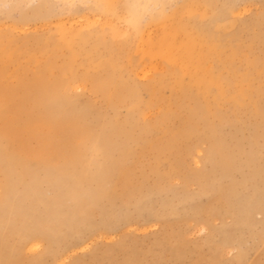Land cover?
Listing matches in <instances>:
<instances>
[{
	"label": "rangeland",
	"instance_id": "1",
	"mask_svg": "<svg viewBox=\"0 0 264 264\" xmlns=\"http://www.w3.org/2000/svg\"><path fill=\"white\" fill-rule=\"evenodd\" d=\"M127 1L135 10L133 15L127 11V6H129L125 5ZM90 2L91 0H0V34L14 38L29 51H36L38 46L53 37L59 40H76L75 32L78 30L88 31V29L91 31L101 30L104 40L112 38L120 45L121 42H124L123 40H131L139 27H148L146 36H156L155 34L159 31L152 24V19L156 15H162L172 9L179 0H114L112 7L107 11L90 9ZM216 2L221 4L220 6L230 8H225V11L229 12L233 8L231 17H234L236 11H239L238 18L234 17L238 26L241 27L245 21L253 24L251 30L240 31L237 27L239 32L232 40H240L248 44L253 36H264L261 34L264 32V0H216ZM34 10H36L35 15ZM207 13L210 14L209 9ZM258 19L261 20L260 23H256ZM231 23L230 20L224 22L225 31L235 29L234 24ZM222 40L225 41L227 38L223 36ZM257 46L259 45L256 44L254 49ZM88 47V45L85 46L86 49ZM130 48L131 46H127L123 47L121 51H117L114 60L118 65L124 63L125 55ZM259 48L263 47L259 46ZM259 48L254 53L258 55V60H263L264 50ZM66 52V48H63L46 75V80L49 82L59 83L58 88L54 91L57 96L55 103L51 104L53 102H50L49 104L48 98L53 92L45 88L42 83L37 84L39 88L37 85L34 86L35 91L33 88L24 89L26 91L21 90L20 95L24 98L25 103L23 102L19 108L14 110H17L16 115L14 111L11 112L9 120L0 126L2 130L0 131V164L2 163L0 170L3 169L0 171V178L4 177L0 179V187H3L0 188V191L2 190L1 192L4 193H0L2 200H0V204H3L0 205V225H2L0 226V244L1 241L3 242L0 245V255L2 254L0 264H8V262L20 264L21 258L22 264L28 263L30 259L29 263L31 264H264V133L258 131L256 133L259 134L253 135L258 118H254L247 112V108L251 107V113H255L253 102H242L235 109H231L234 106L227 103L230 107L225 105L222 108L223 120L221 122L218 119L215 120L219 130L218 137L215 139L209 133L210 128L197 120L198 115L192 116L195 102L184 98V96L183 101L191 106L188 111L178 109L180 116L166 118L160 116V112L170 111L167 106L176 108L183 105L177 96V98L171 96L169 89L164 87L162 100L158 107L147 111L143 121L139 120V122L131 124V120L136 115L128 112L129 107L135 101H139L140 106L143 101L149 100L150 92L143 86L133 85L136 90L135 97L129 90L124 89L118 93L117 98L110 99L104 88L83 82L82 77L77 78L76 81L70 79L69 82L63 83L59 77L66 73L65 67L61 66L62 58L65 57ZM101 53L102 45L95 49L92 56L96 57ZM82 56L80 54L77 57L78 74H81L83 70L80 65ZM241 63L238 61L239 68H241ZM213 66H216V63H213ZM185 71V63L180 58L174 60L173 64L166 62L163 68V73L167 74L164 75L166 79L167 77H176L179 72H184V78L187 80L189 75ZM130 74L132 83L134 79L137 82L145 80L140 73L135 74L132 71ZM31 77L32 71H25L27 83H30L28 79ZM56 78L59 79L55 80ZM157 91L158 87L154 92V97ZM7 96H9L8 93ZM35 98L39 99L33 100ZM40 99L41 101H39ZM169 99L172 103L168 102ZM34 102L36 103L33 104ZM260 102L264 103V96L260 98ZM56 103L58 105H55ZM38 107L41 110H38ZM53 108L54 110L56 108L57 111H52ZM228 108L230 111L227 110ZM136 110L138 109L134 111ZM51 111L52 114H50ZM43 116H47L46 119ZM72 117L73 119L77 118L73 120ZM78 118L85 122H81ZM156 120L161 123L158 130L149 126ZM24 129L27 130L24 131ZM88 131L90 133H87ZM136 136L143 139L136 142L133 140ZM14 138H17L15 139L17 144H14L13 148L10 141ZM80 138L85 140L81 142ZM53 141L57 142L56 146ZM99 141L111 142V155H103L95 149L94 143ZM121 142L124 143L123 149H113L114 146L122 145ZM80 143L82 144L80 145ZM128 143L134 146L131 160L125 154ZM17 146L19 149H16ZM64 148L67 151H63ZM211 149L212 151H210ZM55 150L57 151L55 152ZM71 152L69 158L68 153ZM29 154L30 156H28ZM62 155L63 157L67 156L63 158ZM11 159L13 163L10 161ZM16 163L20 166L19 168ZM91 164L100 168L101 171L106 169L112 172L114 170L115 179L120 176L118 185H116L118 194L115 198L109 199L107 196V188H110L107 176L99 175V171L93 169ZM173 164L178 166L179 171L168 175V167ZM3 165L12 166L14 169L6 168ZM42 165L46 167L43 168ZM38 166H40L38 170L42 171H37ZM5 169L6 171L3 173ZM9 171H12V174ZM21 171L24 173L23 176ZM30 171H33V176L37 172L35 178ZM27 173L28 175H25ZM5 177L8 178L5 179ZM176 177L180 179L177 180ZM184 177L187 180L185 184ZM16 178L17 181H15ZM140 178L142 179L140 180ZM54 180L57 183L53 182ZM33 185L37 187L34 188ZM183 185H186V188H183ZM38 187H40L39 190ZM27 191H29V195L26 193ZM224 192L230 194L233 204H228ZM130 193H136L137 196H130ZM2 195L4 199H2ZM12 201L14 202L12 203ZM27 201L29 202L27 203ZM55 202H60V205ZM70 206L71 209H76L75 215L66 213L71 210ZM241 207H249L250 225L241 218L239 212ZM32 208L34 211L31 210ZM3 209L6 211L4 212ZM16 210L18 211L16 212ZM51 210H57L59 216L52 212L53 215L55 214L52 219H44L43 216ZM80 211L82 212L80 213ZM40 212L42 214H39ZM91 212H93L92 215ZM54 218L56 221L58 220V222L55 221L54 226L57 228L62 226L58 228L59 232L63 229L62 232H57L58 234L53 240L43 238L44 241L40 240V244L43 246L40 245V248L33 250L34 252L31 250L27 252V249L23 248L24 239L35 233L33 224L36 220H43L46 223ZM18 220L17 224L15 221ZM11 221L14 223L12 224ZM23 223L26 224L22 228ZM94 225L96 226L93 229ZM80 227L82 228L79 229ZM20 229L22 230L20 231ZM2 230L6 231L2 232ZM18 230L19 232H17ZM15 233H19V236ZM6 235L9 239H6ZM12 243H15L14 246ZM9 245L13 249L16 248L17 254L13 253V249L9 250ZM44 247H46L45 250L38 253ZM19 250H21L20 253ZM4 254L12 256L10 258L9 255L5 256ZM2 258L5 260L3 259V261ZM11 259L13 260L11 261Z\"/></svg>",
	"mask_w": 264,
	"mask_h": 264
},
{
	"label": "bare ground",
	"instance_id": "2",
	"mask_svg": "<svg viewBox=\"0 0 264 264\" xmlns=\"http://www.w3.org/2000/svg\"><path fill=\"white\" fill-rule=\"evenodd\" d=\"M112 1H114V0H91L89 8L92 9V10H96V11H107V10H109L112 7ZM129 4H130V2L127 1L125 5H129ZM220 5L221 4H218L216 2V0H179L178 4H176L172 9H170L167 12H164L162 15H156L152 19V21H151L152 24H154V27L158 28V31H159L157 34H155L156 36H154V37L146 36L145 34H146V30H148V27H145V28L144 27H139L137 29V31H136V35L131 40H123L124 42H121L120 45H118L119 43L114 42L112 38L104 40L101 30H92L91 31V30L88 29V31L78 30L77 32H75L76 33L75 36L77 37L76 40H59V39L54 38V37L50 38V39L48 38L49 40L46 39V40H48V42L42 43L41 46L37 47L36 51H29V50L23 48L22 45L19 44L17 42V40H15L14 38L5 37V35L0 34V94H1V97H0V126H1V124L5 123L7 120H9L11 112H13L16 108H19L21 106V104L25 101L24 98H22V96L20 95V91L21 90H24V89L30 90L31 88L34 89V86H36L38 83H42L45 88H47V89H49V90H51L53 92L51 95H49V98H48L49 104H50V102H53L51 104L55 103L54 101L57 100V96L54 93V91L58 88L59 83L58 82H56V83L49 82L48 80H46V75L51 70V67H52L53 63L57 60V58L61 54L62 49L66 48L67 52L65 54V57L62 58V61H61V66L65 67L66 73L60 75V77H59V78H61V81L63 83L69 82L70 79L76 81L77 78L82 77L83 82H89L90 85L98 86L100 88H104V90H105V92L107 94V97L110 98V99L117 98L118 95H119L118 93L120 91L124 90V89L125 90H129L131 92V95L133 97H135L136 96V90L134 89V86H143L145 89H147L150 92L149 100L143 101L140 106H139V101H135L132 104V106L129 107L128 112L129 113H135V115H136L135 118L133 120H131V124H133L134 122H139V120L143 121L145 119V117H146V112L147 111H149L150 109H154V108L158 107V105L160 104V102L162 100V90L164 89V87H166V88L169 89L170 95L171 96L173 95L175 97L177 96L179 98V100L183 103V105L180 106V107H176V108H171L170 106H167L169 108V110H170L169 112H160V116L163 117V118H166L168 116H180V111L178 109H183V110H187L188 111V109L191 108V106H189L188 103H185L183 101V96H184V98L186 97V98L191 99V100H193L195 102V106L193 108L194 111L192 113V116L198 115L197 120L201 121L204 125L209 127L210 128L209 133L215 139H217V137H218L217 136V132L219 130H218V124L215 122V120L218 119L219 122H221L223 120L224 116L222 118V115H223V109L222 108L225 105H228L227 103H230V104H232L234 106L231 109H235L242 102L248 101V102H253L255 113H251V107L247 108V112L251 116H253L254 118H258V122L256 123V127L253 130L254 131L253 135L259 134V133H256L258 131H261L262 133H264V103L260 102V98L262 96H264V58H263V60H260V59L258 60V58H259L258 55H256L254 53L255 50L257 48H259V46L263 47V48H259V49L264 50V36H253L250 39V41L248 42V44H245L244 42H241L240 40H232V38H234L237 35V32H239L238 29H236L237 27H239L240 31L241 30H245V29L246 30H251L253 28V24L251 22H249V21H245V22H243L241 27L238 26L235 23V21H236L235 18H238L239 11L235 10L236 13L234 15V17H235L234 18V17H231L232 16V10H234L233 8H231L232 10H230L228 12V11H225L224 9L225 8L226 9H230L229 7H224V6H220ZM119 8H120V6H119ZM120 9H122V8H120ZM208 9L210 10V14L207 13ZM38 10L40 12L39 8H38ZM127 11L129 13H131L132 15L135 13V10H134V8L131 5L127 6ZM35 13H36V10H34V15H35ZM84 15H87V14H84ZM207 16H210V17H207ZM80 19H81V17H80ZM72 20H74V19H72ZM227 20H228V22L230 20L232 22L231 24H234L235 29H232L230 31H225L224 30L223 24ZM260 21L261 20L258 19L256 21V23H260ZM20 26H21V24H20ZM22 30H20V31H22ZM261 34L264 35V32H261ZM223 36L226 37L227 40H225V41L222 40ZM256 44H258L259 46H257L254 49ZM86 45L89 46L87 49L85 48ZM100 45H102V53H101V55L96 56V57L92 56V55H94L93 52L95 51V49L97 47H99ZM127 46H131V48L127 51V53L125 55L126 58H124V63H122L121 65H118L117 62L114 60V58H116L115 57L116 53H117V51H121L123 49V47H127ZM80 54L83 55L82 56V60L80 62V65H82L83 70H82L81 74H78L77 57ZM252 54H253V56H252ZM178 58L183 59V61L185 63V69H186L185 72L188 73V75H189L188 79L186 80L184 78V72H181V73L179 72V73H177L176 77L175 76L174 77H167V79H166L164 77V75H167V74L163 73V68L165 66V63L167 62L168 64H173L174 60H176ZM238 61L242 62L241 63V68H239ZM213 63H216V66H213ZM25 71H27V72L28 71H32V77L30 79H28L30 83L26 82ZM132 71H134L135 74H138V73L142 74V77L145 80H143L142 82H137L134 79V81L132 83L130 81V78H131V74L130 73ZM79 75H81V76H79ZM50 78H51V76H50ZM59 78H56L55 80H58ZM55 80H53V81H55ZM81 84H83V83H81ZM79 87H80V85H79ZM157 87H158V91H157L156 96L154 97V92H155ZM38 88H39V86H38ZM38 88L36 87V89H38ZM47 89H45V90L47 91ZM24 91H26V90H24ZM31 91H33V90H31ZM34 91H35V89H34ZM7 93L9 94V96H7ZM23 97H25V96H23ZM26 97H27V95H26ZM40 98H42V97H40ZM37 99H39V98H37ZM37 99L35 98L33 100H37ZM39 101H41V99ZM44 101H43V103H44ZM106 102H107V100H106ZM168 102L172 103L170 99H169ZM35 103L36 102H34L33 104H35ZM37 103H39V102H37ZM55 105H58V104L56 103ZM136 106H139V107L135 108ZM36 107H34V108H36ZM46 107H48V106H46ZM39 109L40 108L38 107V110ZM135 109H138V110L134 111ZM50 110H52V109H50ZM55 110H56V108H55ZM55 110L53 108L52 111H55ZM157 110H158V108H157ZM227 110L230 111V108H228ZM236 110H238V109H236ZM242 110L244 111V109H242ZM16 111H14V113ZM46 111H47V109H46ZM52 111L50 112V114H52ZM60 111H61V109H60ZM21 113H23V112H21ZM42 114H44V113H42ZM42 114H41V116H42ZM15 115H16V113H15ZM21 116H23V115L21 114ZM35 116H37V115H35ZM35 116H31V117H35ZM46 117H44V118L46 119ZM48 117H50V115H48ZM75 118H77V117H75ZM41 119H42V117H41ZM72 119H73V117H72ZM11 121H12V119H11ZM17 121H19V120H17ZM62 121H64V120L62 119ZM66 121H65V123H67ZM81 122H83V121H81ZM84 122H85V120H84ZM73 123H75V122H73ZM78 123H80V122H78ZM43 125L45 127V124H43ZM149 126L150 127H154V129L158 130L159 127L161 126V123H160L159 120H156L155 122L150 123ZM85 127L87 128V126H85ZM26 128L28 129V127H26ZM27 129H24V131H26ZM44 129H43V131H45ZM238 129H240V128H238ZM91 130H92V128H91ZM0 131H2V130L0 129ZM119 131H122V130H119ZM2 133L4 134V132H2ZM53 133H55V132H53ZM66 133H67V131H66ZM87 133H90V132L88 131ZM82 134H84V133H82ZM24 135H26V134H24ZM45 135L47 136V134H45ZM55 135H57V134H55ZM2 136H4V135H2ZM33 137H34V134H33ZM59 137H61V136H59ZM84 138L83 139L80 138V140H82L81 142H83V140H85ZM15 139H17V138H14V140L11 139V141H10V143L13 146V148H14V144L15 145L17 144ZM142 139L143 138H141V137L139 138L137 136L135 138H133V140L136 141V142H139ZM61 140H60V143H61ZM54 141H55V139H54ZM58 141H59V139H58ZM56 143H55V146H56ZM76 143H78V142H76ZM81 144L82 143H80V145ZM121 144L122 145L114 146L113 149H115V150L123 149L124 148V146H123L124 143L121 142ZM80 145H78V146H80ZM94 146H95V149L98 152H101V154H103V155L106 154L107 156L111 155V149H110V148H112L111 142L108 143L107 141H99L98 143L95 142ZM133 148H134V146H132L131 143H128L127 148H125L126 149L125 150V154L128 156L129 160H131L133 158V154H134V149ZM16 149H19V146H17ZM58 149H59V147H58ZM57 150H55V152ZM75 150H76V148H75ZM81 150H82V148H81ZM195 150H196V148H195ZM200 150H202V149H200ZM63 151H67V149H65ZM85 151H87V150H85ZM210 151H212V149ZM58 152H60V151L58 150ZM13 153H14V151H13ZM53 153H54V151H53ZM71 154H72V152L70 154L68 153V157ZM24 155H26V154H24ZM21 156H22V154H21ZM28 156H30V154ZM66 156L63 157V155H62L63 158H66ZM193 156H195V155H193ZM31 158H32V156H31ZM66 160H68V159H66ZM10 161H12V159ZM21 162H23V161H21ZM21 162H20V164H21ZM70 162H71V160H70ZM12 163H13V161H12ZM12 163H9V164H12ZM53 163H55V162L53 161ZM0 165H2V163ZM5 165H6V163H5ZM16 165L18 166V168L20 167L17 163H16ZM40 166L37 167V171H39L38 168ZM43 166L44 165H42V167ZM4 167H6V166H4ZM4 167H2V168H4ZM10 167H11V169H14V168H12V166H9V167H6V168H10ZM45 167L46 166H44L43 168H45ZM149 168H151V167H149ZM93 169H97L99 171V173H98L99 175H106L107 176L108 182L110 184V186H109L110 188H107V196H108L109 199L115 198L117 196V194H118L116 185H118V181H119L120 176L117 179H115L114 170H112V172H109V170H106V169L101 171L100 168H96L95 166H93ZM168 169H169V171L167 172L168 175H172V174L178 173V171H179L178 166L174 165V164L172 166H169ZM2 170H0V171H2ZM29 170H30V168H29ZM5 171H6V169L3 171V173ZM40 171H42V170H40ZM9 172H11V174H12V171H9ZM30 172H31V175L33 176V174H32L33 171H30ZM3 173L1 172L2 175H3ZM7 173H6V175H7ZM20 173L22 174L23 172L21 171ZM36 173H35V176H36ZM23 175H24V173L22 174V176ZM25 175H28V173L25 174ZM44 175H46V174H44ZM44 175H43V177H44ZM17 176L19 177V175H17ZM35 176H33V177L35 178ZM12 177H10V178H12ZM33 177H30V178L32 179ZM3 178L1 177L0 179H3ZM7 178L8 177H5V179H7ZM36 178L38 179V177H36ZM49 178H52V177H49ZM158 178H161V177H158ZM29 179H28V181H29ZM31 179H30V181H31ZM53 179H56V178H53ZM141 179L142 178H140V180ZM179 179L177 178V180H179ZM45 180H46V178H45ZM172 180H173V178H172ZM184 180H185V182H184V184H185L187 182L185 177H184ZM4 181H2V182H4ZM15 181H17V178H16ZM35 181H32V182L35 183ZM181 181H183V180H181ZM7 182H5V183L7 184ZM43 182H44V180H43ZM53 182H55V180ZM21 183L23 184L25 182H21ZM55 183H57V182H55ZM58 183H60V182H58ZM1 184L3 185V183H1ZM12 184L13 183L11 181V186H12ZM28 184H31V183H28ZM160 184L161 183H159V185ZM36 185H38V184H36ZM16 186H19V185H16ZM38 186H40V185H38ZM188 186H190V185H188ZM32 187H30V188H32ZM35 187H37V186H34V188ZM0 188H3V187H0ZM39 188L40 187H38V190H39ZM41 188L43 189L42 186H41ZM46 188H47V186H46ZM161 188H162V186H161ZM183 188H186V185H183ZM7 189H9V188H7ZM13 189H14V187H13ZM42 189H40V190L42 191ZM127 189H128V187H127ZM141 189L143 190V188H141ZM32 190H34V189L32 188ZM1 191H0V193H2ZM24 191H25V189H24ZM122 191H124V190H122ZM138 191H139V189H138ZM200 191L202 192V190H200ZM212 192H214V191H212ZM5 193H7V192H5ZM26 193L28 194L29 191H27ZM119 193H120V191H119ZM132 193H133V191H132ZM137 193H140V192H137ZM2 194H4V193H2ZM135 194H131L130 193V196L131 195H135ZM135 196H137V195H135ZM144 196L146 197L145 194H144ZM78 197H80V196H78ZM224 197H225L226 201L228 202V204H233V202L230 200V194H228L227 192H224ZM2 199H4V196H3ZM0 200H1V198H0ZM34 200H37V199H34ZM123 200H121V201H123ZM66 201L68 202V200H66ZM13 202L14 201H12V203ZM28 202L29 201H27V203ZM12 203H11V205H14ZM55 203H58L57 205H60L59 204L60 202H55ZM4 204H6V203H4ZM31 204H33V203H31ZM126 204H127V202H126ZM0 205H3V204H0ZM47 205H46V207H47ZM52 205H53V203H52ZM127 205H129V204H127ZM9 206H8V208H9ZM19 207H20V205H19ZM39 208H41V207H39ZM15 209H16V207H15ZM67 209H68V207H67ZM70 209H71V206H70ZM31 210L34 211L33 208ZM3 211H4V209H3ZM17 211L18 210H16V212ZM44 211H46V210L44 209ZM82 211H80V213ZM248 211H249V207H246V208L241 207V209L239 210V212L241 214V218L243 220H245V222H247L250 225V222L248 220L249 219L248 218V213H249ZM52 212L57 213V215H58L57 210H51V212L48 211L43 216V218L44 219H52L53 216L55 215V214L53 215ZM66 213H68L70 215H75L76 214V209L72 208L71 210L67 211ZM66 213H65V215H66ZM92 213L93 212H91V215H92ZM20 214H21V212H20ZM34 214H35V212H34ZM39 214H42V213L40 212ZM109 217H110V215H109ZM11 218H13V217H11ZM17 218H19V217H17ZM57 219H58V217H57ZM12 221H11V223L13 224L14 222H12ZM55 221H56L55 218H54V220H50V221H48L46 223L43 220H39V221L36 220V222L33 224V229H34L35 233L31 234V235H28L24 239L25 241H24V244H23V248L24 249L26 248L27 252H29L28 250H31L32 252H34L33 251L34 249H37L40 245L43 246V244H40L41 241H44L43 238H48L49 240L55 239L57 234H58L57 232H59L58 228L62 227V226H59L57 228L56 226H54L55 225ZM15 222L18 224L19 220L15 221ZM56 222H58V220ZM77 223L78 222H76V224ZM25 224L23 223L22 228L25 226ZM30 224H32V223H30ZM5 225H7V224H5ZM59 225H60V223H59ZM0 226H2V225H0ZM87 226L90 227L89 224H87ZM95 226L96 225L92 226L93 229L95 228ZM16 227H17V225H16ZM83 227H85V225H83ZM1 228H3V227H1ZM29 228H27V229H29ZM65 228H67V226ZM81 228L82 227H80L79 229H81ZM6 230H4V231H6ZM16 230H17V228H16ZM21 230L22 229H20V231ZM23 230H25V229H23ZM62 230L63 229H61L60 232H62ZM4 231L2 230V232H4ZM17 232H19V230ZM8 233H10V232H8ZM105 233H106V231H105ZM12 234L14 235V232H12ZM15 234H17V233H15ZM22 236H24V235H22ZM22 236H21L20 240L22 239ZM6 239H9V237H7V235H6ZM6 239H3V240L6 241ZM11 239H13V238H11ZM18 242H15V243H18ZM2 243L3 242L1 241V244ZM15 243H12L13 246H14ZM19 244H17V245H19ZM8 247H9V250H10V248L13 249L12 246L10 247V245ZM45 248L46 247H44V249L41 248L42 250L40 249L38 253H40V251L45 250ZM15 249H13L14 250L13 253L18 252L17 250L15 252ZM18 249H19V247H18ZM20 251L21 250H19V253H20ZM7 252L10 253V251H7ZM13 253H12V255H13ZM25 253H26V251H25ZM41 253H43V252H41ZM28 254H30V253H28ZM4 255L8 256L9 254L8 255L4 254ZM12 255H9V257L12 256ZM24 255H23V257H24ZM67 255H69V254H67ZM5 256H3V257L5 258ZM63 256H65V255H63ZM4 258H2V260ZM10 258H9V261H10ZM25 259H27V258H25ZM12 260L13 259H11V261ZM17 260H18V258H17ZM30 260H28V261L30 262ZM64 260H65V258H64ZM14 261H15V259H14ZM25 261H27V260H25ZM29 262L26 263V264H31ZM91 262H92V260H91ZM14 263L12 262V264H14ZM197 263H199V261H197ZM8 264H10V263L8 262ZM20 264H22V258H21Z\"/></svg>",
	"mask_w": 264,
	"mask_h": 264
}]
</instances>
